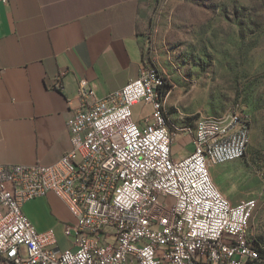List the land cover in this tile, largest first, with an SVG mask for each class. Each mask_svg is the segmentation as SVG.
I'll return each mask as SVG.
<instances>
[{
  "label": "built area",
  "instance_id": "2783aa9c",
  "mask_svg": "<svg viewBox=\"0 0 264 264\" xmlns=\"http://www.w3.org/2000/svg\"><path fill=\"white\" fill-rule=\"evenodd\" d=\"M155 79H163L164 87L165 75L155 77L144 59L139 77L105 98L98 99L82 82L80 107L68 121L70 150L53 165L0 164V259L9 264H264L247 221L257 199L233 204L210 171L246 157L248 122L240 112L228 120L200 117L194 151L175 160ZM143 101L152 112L140 127L132 109ZM212 120H220V127H212ZM51 192L75 217L64 228L74 247L63 251L55 248L54 230L39 232L23 212L27 202Z\"/></svg>",
  "mask_w": 264,
  "mask_h": 264
},
{
  "label": "crops",
  "instance_id": "0c3cea01",
  "mask_svg": "<svg viewBox=\"0 0 264 264\" xmlns=\"http://www.w3.org/2000/svg\"><path fill=\"white\" fill-rule=\"evenodd\" d=\"M155 7L156 0H0V164L48 166L70 150L68 121L81 104L80 84L101 99L139 77ZM167 98L179 160L194 151L195 128ZM132 112L143 127L152 106L143 101ZM218 188L240 203L230 187ZM23 212L39 232H56L55 248L74 247L64 228L75 217L55 193L27 202Z\"/></svg>",
  "mask_w": 264,
  "mask_h": 264
},
{
  "label": "rangeland",
  "instance_id": "374dc122",
  "mask_svg": "<svg viewBox=\"0 0 264 264\" xmlns=\"http://www.w3.org/2000/svg\"><path fill=\"white\" fill-rule=\"evenodd\" d=\"M153 14L144 59L168 79L167 104L193 128L235 112L251 124L246 157L210 171L239 202L257 199L249 236L264 246V0H156Z\"/></svg>",
  "mask_w": 264,
  "mask_h": 264
},
{
  "label": "trees",
  "instance_id": "16d2710c",
  "mask_svg": "<svg viewBox=\"0 0 264 264\" xmlns=\"http://www.w3.org/2000/svg\"><path fill=\"white\" fill-rule=\"evenodd\" d=\"M146 66H149V67L153 68L158 73L159 77H162V73L155 66H153V65L150 66L147 63H146ZM159 80H160V83L158 85V91H161L160 93H161V95L163 97V98H160V101L162 102V111H163V113H164V115H165V117L167 119L166 113L164 112V100L167 97L168 93L171 91V85L169 84L167 78H166V83H165L164 87H163V79H159ZM167 121H168V119H167ZM168 124H169V121H168ZM169 126H170V124H169ZM248 128L249 129L251 128V124L250 123H248ZM252 242H253V245L255 246V248L258 250V252L260 254V258L264 259V246L261 245L258 242L255 243V240H252Z\"/></svg>",
  "mask_w": 264,
  "mask_h": 264
},
{
  "label": "bare ground",
  "instance_id": "6f19581e",
  "mask_svg": "<svg viewBox=\"0 0 264 264\" xmlns=\"http://www.w3.org/2000/svg\"><path fill=\"white\" fill-rule=\"evenodd\" d=\"M147 68L149 70H154L153 68L147 66ZM155 77H159L158 73L155 71ZM160 83V80L159 79H155V91H158V85ZM160 119H166L163 111H162V102L160 101ZM166 127H169L170 129V126L168 124V121L166 119ZM212 127H220V120H212ZM258 206V203L255 204L254 206V212L256 210ZM254 214H247V221H251L252 217H253Z\"/></svg>",
  "mask_w": 264,
  "mask_h": 264
}]
</instances>
